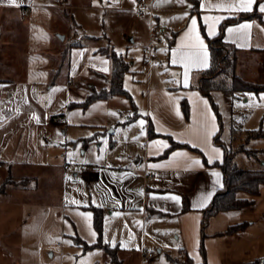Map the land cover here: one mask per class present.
Masks as SVG:
<instances>
[{
	"label": "crops",
	"instance_id": "crops-1",
	"mask_svg": "<svg viewBox=\"0 0 264 264\" xmlns=\"http://www.w3.org/2000/svg\"><path fill=\"white\" fill-rule=\"evenodd\" d=\"M77 1L65 0L69 6L63 7L55 0H0V221L9 222L2 233L7 240L0 239V257L6 260L2 264H12L13 248L20 264H47L45 255L54 257L61 235L70 242H76V236L95 242L93 211L85 208L90 204L104 208L103 238L108 220L118 215L119 227L145 221V244L148 221L154 228L155 221L163 219L164 237L151 240L169 250H183L186 259L180 264H187L188 256L193 264L264 263L256 262L264 259V251L247 260L230 254L233 237L249 229L227 233L240 209L222 210L203 225L204 208L225 184L223 169L206 164L204 156L210 163L222 162L226 144L215 91L208 96L192 85L199 81L196 71L210 65L208 37L217 35L228 17L256 15L227 25L225 40L243 54L264 58V13L256 6L264 0H256L251 11L229 8L240 0H146L156 9L145 14L151 18L148 36L140 41L141 54L130 47L123 51L99 33H80L71 9L87 5ZM131 4L136 11L138 0ZM192 18L197 24L190 33ZM246 24L250 27L241 28ZM196 36L203 41L206 66L190 59L198 50L193 46ZM130 40H137V32ZM106 46L129 63L122 85L130 96L114 94L86 108L73 106L84 102L91 88L110 86L112 60L100 51ZM154 59L167 62L164 71L156 68ZM261 67L264 62L259 68L254 63L239 65L238 72L254 81V76H264L257 72ZM184 99L189 115L182 107ZM132 108L144 110L145 120L138 113L129 115ZM172 140L187 145L157 158ZM150 174L153 177L146 178ZM148 207L165 214L148 215ZM12 214L20 223L14 229ZM206 226L212 228L207 231ZM253 241L248 238L251 249Z\"/></svg>",
	"mask_w": 264,
	"mask_h": 264
},
{
	"label": "rangeland",
	"instance_id": "rangeland-1",
	"mask_svg": "<svg viewBox=\"0 0 264 264\" xmlns=\"http://www.w3.org/2000/svg\"><path fill=\"white\" fill-rule=\"evenodd\" d=\"M132 1L133 0H78L74 3L77 5L84 3L87 6H73L70 18L72 22L74 21L75 24L80 27V33L81 31L84 33H99L104 40L111 39L113 42L118 43V47L123 51H127L130 47V51L133 53L138 51V54H141L140 41L146 39L148 36L147 22L150 20L151 15H137L136 11L132 9ZM124 30L128 33V36L122 35ZM133 31L134 33L137 32V40L134 41L130 40L131 37L134 36ZM162 32L163 31H159V34L163 35ZM144 43L149 44V40ZM260 62H264V58L261 56L253 53L243 54L238 51V75L243 79L251 80L243 77L238 72V67L242 65V68H244L245 64L249 65L250 63H254L255 66L259 68ZM165 64H167V62L154 59V65H156V68H159L161 72L165 70ZM261 69L263 71H257L258 74H264V67H261ZM253 80L255 82L264 83V76H254ZM214 96L223 118V131L221 132L222 141L234 153L240 150L242 145L247 148L258 150V158L249 156L245 151L236 152L233 163L244 168L264 167V137L249 139L247 136L248 130L264 127V91H250L241 94L240 98L236 99L226 95L222 91H215ZM136 113H138L142 121L145 120V111L141 110V108H132L129 115L134 116ZM233 128H237V130L234 132ZM110 130L111 128L108 129V131ZM108 135L110 134L108 133ZM111 135H113V133ZM105 146L106 145H103V147L100 148L101 155L104 148H106ZM107 150L110 152L108 148ZM117 150H119L118 147L115 152H117ZM98 155L97 151L95 156L98 157ZM2 177L3 176L0 175V178ZM56 189L57 188L54 187V191H56ZM239 195L243 197L250 196L246 192H240ZM49 197H52V195ZM54 197L61 196L56 194ZM240 212L241 215L239 219L231 223L247 220L249 221L247 226L249 229L247 234L245 233L246 235L243 233L233 237L234 241L230 243V254L235 256V258L247 260L255 255H259L257 253H260V251L261 253L264 251V184L261 194L256 197V202L240 209ZM117 216L118 215H115L114 218L108 220L103 242L109 243L112 246H118V248L116 247L117 254L123 261V264H180L178 263L179 261L182 262L186 259V253L183 250L181 251L178 248L169 250L166 246H157L153 243V240H151L152 237H164L166 230L163 231V219H160L162 221H155L156 223L153 225L154 228H151L150 225L152 223L148 221L146 227V243L143 244L145 238V221L140 222L139 225L129 221L126 227L123 225L119 227ZM11 217H14L11 219V229L19 227L20 223L16 219V215L12 214ZM169 220L173 223L178 222L177 219ZM7 221L8 218H2L0 221V239L7 240L8 236L2 234L3 231H5L4 228H7L9 224ZM207 227L208 226L205 228L207 229ZM248 238L254 240L253 246L255 247H253V249L247 245ZM59 241L60 249L55 251L54 257L50 258L48 255H45L48 262L47 264H116L111 260V256L103 247L85 249L82 244L74 241L70 242L69 239L63 235H61ZM161 248L163 249L160 250ZM15 251L18 252V250L13 248L15 256L12 264H20L18 253ZM149 251L152 252V256L150 259H147L144 253H148ZM193 253L198 257L200 255L199 251L196 252L194 250ZM169 254L176 259L172 260ZM55 258H58V261L53 262ZM5 261L0 257V264L3 262L5 263Z\"/></svg>",
	"mask_w": 264,
	"mask_h": 264
},
{
	"label": "trees",
	"instance_id": "trees-1",
	"mask_svg": "<svg viewBox=\"0 0 264 264\" xmlns=\"http://www.w3.org/2000/svg\"><path fill=\"white\" fill-rule=\"evenodd\" d=\"M259 1V0H257ZM256 15L253 12H243L237 16H232L224 19L220 25L219 33L213 37H208L209 49H210V65L207 68L197 70L199 77L198 84L196 85L202 93L211 96L214 91H222L226 95L232 98H240L241 94L247 92H261L264 91V83L255 82L251 80L243 79L237 73V58L239 48L225 40V29L227 25L236 23L244 18H253ZM100 51L109 55L113 64V71L111 77L110 86L103 89L91 88L86 100L82 103H74L73 106L81 105L84 108L88 107L93 101L101 98H108L114 94H126L128 91L123 87L122 81L124 74L129 69L128 61L112 47L106 46L100 48ZM182 107L184 112L189 115L190 106L188 100L182 101ZM237 128H233L235 132ZM155 132L150 130V136H154ZM218 135L215 137V141L218 140ZM248 138H260L264 137V127L248 130ZM187 145L175 140L171 141V145L157 158L166 157L170 151L178 146ZM238 151H245L249 156L258 158V150L253 148H247L242 145V148ZM236 151V152H238ZM235 152V153H236ZM235 153L225 145V156L222 162L215 161L210 163L204 156V161L209 166H220L225 173L224 187L219 189L212 200V202L203 210L204 219L203 225L218 212L222 210L230 209H242L256 202V197L260 194V186L264 183V168H244L239 167L233 163ZM240 192H246L250 196H240ZM93 211V224L97 231L98 239L95 242H88L82 239L80 236L75 237V241L83 245L85 249L103 247L111 256V260L116 264H123V261L118 257V246H112L109 243L103 242L104 232V217L105 211L102 206L90 204L85 206ZM188 205L185 203L184 209H187ZM148 215H163L165 212L148 207L146 209ZM247 227V221H241L229 226L227 233L232 234ZM117 247V248H116ZM202 252L205 254L204 245L201 246ZM172 260L174 257L169 255ZM263 258H259L256 262H261ZM187 264H193V260L190 256L187 258Z\"/></svg>",
	"mask_w": 264,
	"mask_h": 264
},
{
	"label": "snow or ice",
	"instance_id": "snow-or-ice-1",
	"mask_svg": "<svg viewBox=\"0 0 264 264\" xmlns=\"http://www.w3.org/2000/svg\"><path fill=\"white\" fill-rule=\"evenodd\" d=\"M9 2H14V0H9ZM181 3L184 2V0H180ZM256 3V0H240V2L238 4H232L229 5V8H239L245 11H251L253 8V4ZM256 6L259 8V11L261 13H264V3H256ZM219 7V6H218ZM197 24V20L196 18H192L191 19V26L189 28V32H194L195 27ZM250 27V25H241V28H248ZM229 31H233V29H229ZM194 47H196L198 50L196 52H194L191 56V61L193 63L196 64H204L206 66V56L207 53L206 52H202L201 50L203 49V41L199 38V36H196L194 39ZM173 55L175 56V51H173ZM172 63L175 64L176 60L173 59ZM106 70V69H105ZM187 83V81L185 80V84ZM142 123V122H141ZM211 162V161H210ZM194 163H199V161H194ZM173 199H176L178 201V197H173ZM202 206V205H199Z\"/></svg>",
	"mask_w": 264,
	"mask_h": 264
},
{
	"label": "built area",
	"instance_id": "built-area-1",
	"mask_svg": "<svg viewBox=\"0 0 264 264\" xmlns=\"http://www.w3.org/2000/svg\"><path fill=\"white\" fill-rule=\"evenodd\" d=\"M56 3L59 5V6H63V7H68L69 5L65 2V0H55ZM136 11H137V14L138 15H145V14H153L154 11H155V7L153 4H150V5H147L146 3V0H138V5L135 7ZM60 120H63V118H60ZM72 164H70L69 166H72ZM82 168H85V165L82 164L81 165ZM153 175H146V178H152ZM152 256V253L149 252L147 254H145V257L147 259H150V257Z\"/></svg>",
	"mask_w": 264,
	"mask_h": 264
},
{
	"label": "water",
	"instance_id": "water-1",
	"mask_svg": "<svg viewBox=\"0 0 264 264\" xmlns=\"http://www.w3.org/2000/svg\"><path fill=\"white\" fill-rule=\"evenodd\" d=\"M60 36H61V37H64V35H63V34H60Z\"/></svg>",
	"mask_w": 264,
	"mask_h": 264
}]
</instances>
